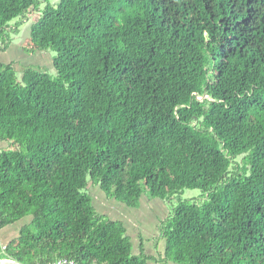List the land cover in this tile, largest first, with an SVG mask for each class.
Returning a JSON list of instances; mask_svg holds the SVG:
<instances>
[{
    "label": "trees",
    "instance_id": "1",
    "mask_svg": "<svg viewBox=\"0 0 264 264\" xmlns=\"http://www.w3.org/2000/svg\"><path fill=\"white\" fill-rule=\"evenodd\" d=\"M41 2L0 0V50L36 10L26 49L55 52L0 63V230L30 217L0 258L150 264L89 178L130 208L201 191L161 222L167 261L264 264V0Z\"/></svg>",
    "mask_w": 264,
    "mask_h": 264
},
{
    "label": "rangeland",
    "instance_id": "2",
    "mask_svg": "<svg viewBox=\"0 0 264 264\" xmlns=\"http://www.w3.org/2000/svg\"><path fill=\"white\" fill-rule=\"evenodd\" d=\"M41 1L40 8H43L47 1L55 3L57 0ZM38 15L39 12L36 10H30L25 16L17 18L18 20L14 19L15 22L20 23L19 31L17 34H10L11 42L4 51L0 50V63H12L16 77L19 79L26 68L38 69L49 75L55 74L52 64V58L55 55L53 50L32 52L26 49L32 47L29 37L30 24L36 20ZM9 148H15L11 141L0 140V150ZM88 181L85 191L92 197L96 212L105 219L117 220L124 224L127 235L131 238L132 251L139 254L143 249L145 254L154 256L155 262L152 260L151 264H174L172 261L165 260L164 257L165 241L161 236V222L170 214L172 206L179 197L182 199L199 197L201 193L199 189H183L180 194L175 195L176 201L174 198L158 200V198H148L143 195L139 206L130 208L114 197L108 196L99 186L92 184L89 178ZM29 220L30 217H25L1 229L0 243L4 245L16 237L21 226Z\"/></svg>",
    "mask_w": 264,
    "mask_h": 264
},
{
    "label": "water",
    "instance_id": "3",
    "mask_svg": "<svg viewBox=\"0 0 264 264\" xmlns=\"http://www.w3.org/2000/svg\"><path fill=\"white\" fill-rule=\"evenodd\" d=\"M0 264H20V263L10 258H0Z\"/></svg>",
    "mask_w": 264,
    "mask_h": 264
},
{
    "label": "built area",
    "instance_id": "4",
    "mask_svg": "<svg viewBox=\"0 0 264 264\" xmlns=\"http://www.w3.org/2000/svg\"><path fill=\"white\" fill-rule=\"evenodd\" d=\"M71 264H76L75 262H71Z\"/></svg>",
    "mask_w": 264,
    "mask_h": 264
},
{
    "label": "crops",
    "instance_id": "5",
    "mask_svg": "<svg viewBox=\"0 0 264 264\" xmlns=\"http://www.w3.org/2000/svg\"><path fill=\"white\" fill-rule=\"evenodd\" d=\"M152 262V261H151ZM154 262H155V259H154ZM151 264V263H150Z\"/></svg>",
    "mask_w": 264,
    "mask_h": 264
}]
</instances>
